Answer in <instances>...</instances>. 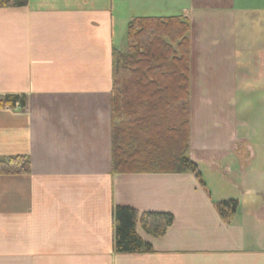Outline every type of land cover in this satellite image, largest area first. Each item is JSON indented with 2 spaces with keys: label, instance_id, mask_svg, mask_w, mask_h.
<instances>
[{
  "label": "crops",
  "instance_id": "crops-1",
  "mask_svg": "<svg viewBox=\"0 0 264 264\" xmlns=\"http://www.w3.org/2000/svg\"><path fill=\"white\" fill-rule=\"evenodd\" d=\"M170 16L191 24L189 156L207 190L191 172H112L113 50H126L131 19ZM263 36L264 0L0 9V96L27 97L25 107L0 106V160L31 163L30 174L0 175V264H264V119H255L264 87L241 86L264 72L253 47ZM228 200L238 206L226 221L215 204ZM117 206L171 213L174 223L160 238L138 223L151 250L119 254Z\"/></svg>",
  "mask_w": 264,
  "mask_h": 264
},
{
  "label": "trees",
  "instance_id": "trees-1",
  "mask_svg": "<svg viewBox=\"0 0 264 264\" xmlns=\"http://www.w3.org/2000/svg\"><path fill=\"white\" fill-rule=\"evenodd\" d=\"M29 0H0V9L24 7ZM190 20L184 16L135 17L127 25L126 50H113L111 91V159L114 174L194 173L206 189L198 165L190 158ZM25 95L0 96V106L25 107ZM27 156L0 160V175H27ZM207 190V189H206ZM224 220L238 202L215 204ZM140 223L153 237H163L174 223L167 212L139 213L113 209L116 253L151 250L136 231Z\"/></svg>",
  "mask_w": 264,
  "mask_h": 264
},
{
  "label": "rangeland",
  "instance_id": "rangeland-1",
  "mask_svg": "<svg viewBox=\"0 0 264 264\" xmlns=\"http://www.w3.org/2000/svg\"><path fill=\"white\" fill-rule=\"evenodd\" d=\"M253 47L255 48L254 50H256V48H258L257 50L260 49L261 51L264 52V36H263V38L260 41L257 42V44L254 43ZM249 57H250L249 59H254L255 60L256 65L259 63V60L255 58L256 57L255 53L254 54L251 53V55ZM263 69H264V61H263ZM251 71L253 72L255 70L251 69ZM253 73H254V75H253L252 78H244V76L243 77L241 76V79H242L241 86L243 84V88L246 87V86H252V85H248V84L245 85L246 81L248 82L249 79H250L249 82L255 83V84H257V86L259 85L260 88L264 87V72L261 73V77H259L258 80H256V79L254 80V76L256 78V75H255L256 73L255 72H253ZM243 74H244V72H243ZM257 76H259V75H257ZM243 88L241 87V88H237V89H238V91H241L240 89H243ZM235 90H236V88H235ZM263 109H264V103H262L261 106L259 107V112L260 113H258L257 118H255V119H257V125H259V121L264 119V115L261 113L262 111L264 112Z\"/></svg>",
  "mask_w": 264,
  "mask_h": 264
}]
</instances>
